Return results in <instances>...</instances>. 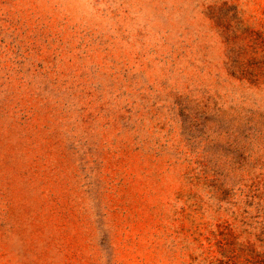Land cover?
I'll return each instance as SVG.
<instances>
[{
    "label": "rangeland",
    "instance_id": "374dc122",
    "mask_svg": "<svg viewBox=\"0 0 264 264\" xmlns=\"http://www.w3.org/2000/svg\"><path fill=\"white\" fill-rule=\"evenodd\" d=\"M0 264H264V0H0Z\"/></svg>",
    "mask_w": 264,
    "mask_h": 264
}]
</instances>
